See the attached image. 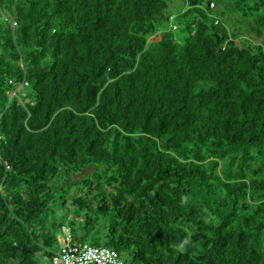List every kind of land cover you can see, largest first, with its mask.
<instances>
[{
    "label": "trees",
    "instance_id": "16d2710c",
    "mask_svg": "<svg viewBox=\"0 0 264 264\" xmlns=\"http://www.w3.org/2000/svg\"><path fill=\"white\" fill-rule=\"evenodd\" d=\"M65 229L264 264V0H0V264Z\"/></svg>",
    "mask_w": 264,
    "mask_h": 264
},
{
    "label": "built area",
    "instance_id": "2783aa9c",
    "mask_svg": "<svg viewBox=\"0 0 264 264\" xmlns=\"http://www.w3.org/2000/svg\"><path fill=\"white\" fill-rule=\"evenodd\" d=\"M64 232L67 235L62 239L61 247L53 253V264H127L115 248L73 243L69 229H65Z\"/></svg>",
    "mask_w": 264,
    "mask_h": 264
},
{
    "label": "rangeland",
    "instance_id": "374dc122",
    "mask_svg": "<svg viewBox=\"0 0 264 264\" xmlns=\"http://www.w3.org/2000/svg\"><path fill=\"white\" fill-rule=\"evenodd\" d=\"M76 178V177H75ZM126 258V257H125ZM127 259V262L129 263L130 262V258L129 257H127L126 258ZM41 263L42 264H53V262H52V260H51V258L50 257H48V256H41Z\"/></svg>",
    "mask_w": 264,
    "mask_h": 264
},
{
    "label": "clouds",
    "instance_id": "9594fccd",
    "mask_svg": "<svg viewBox=\"0 0 264 264\" xmlns=\"http://www.w3.org/2000/svg\"><path fill=\"white\" fill-rule=\"evenodd\" d=\"M184 243H187V241H185ZM128 264V263H127Z\"/></svg>",
    "mask_w": 264,
    "mask_h": 264
}]
</instances>
